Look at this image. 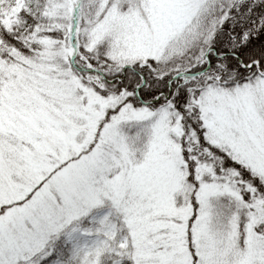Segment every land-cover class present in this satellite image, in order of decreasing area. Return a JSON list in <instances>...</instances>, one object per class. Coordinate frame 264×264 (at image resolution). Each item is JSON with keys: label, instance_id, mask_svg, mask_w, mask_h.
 <instances>
[{"label": "snow or ice", "instance_id": "1", "mask_svg": "<svg viewBox=\"0 0 264 264\" xmlns=\"http://www.w3.org/2000/svg\"><path fill=\"white\" fill-rule=\"evenodd\" d=\"M0 264H264V0H0Z\"/></svg>", "mask_w": 264, "mask_h": 264}]
</instances>
